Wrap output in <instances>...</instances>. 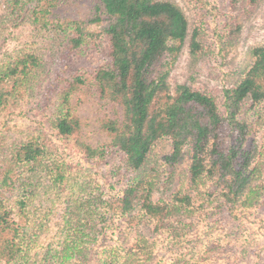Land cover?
Wrapping results in <instances>:
<instances>
[{
  "label": "trees",
  "instance_id": "obj_1",
  "mask_svg": "<svg viewBox=\"0 0 264 264\" xmlns=\"http://www.w3.org/2000/svg\"><path fill=\"white\" fill-rule=\"evenodd\" d=\"M54 1L0 0V36L11 26L30 23L34 33L43 32L49 43L46 54L55 56L58 48L78 50L94 33L83 20L50 18ZM105 21L102 33L109 38V59L91 71L58 76L59 105L50 125L81 152L89 170L95 171L104 159L107 164L108 155L116 150L119 162L113 174L118 179L106 192L91 172L74 175L66 161L54 158L37 138L0 143V264L32 263V238L35 228L46 224V213L29 205L41 193L58 196L62 189L66 195L59 196L63 209L56 221L61 248L43 255L50 263L84 264L92 249L101 264H128L141 253L152 255L155 242L141 232L128 244L113 242L111 237L109 242L102 241L108 227L131 230L146 221L155 223L157 231L175 233L178 229L187 235L192 220L186 221L204 203L196 207L194 196L181 189L170 199L154 200L152 174H157L159 165L166 171V165L181 160L188 145L193 148L191 186L204 198L216 192L221 199L218 206L235 220L240 218V207L264 203L259 186L251 183L256 169H250L251 151L244 147L251 130L240 117L247 101L253 105L264 102V44L252 49V64L239 81L224 87L222 113L210 92L179 84L172 93L171 71L162 68L164 57L177 59L189 34V20L181 5L172 0H98L90 22ZM198 37L196 29L193 53L200 47ZM6 54L0 58V113L12 102L18 104L20 98L34 95L48 74L45 53L20 49ZM81 89L108 106L101 129L111 135L109 140L93 144L86 137L72 108L73 97ZM224 126L236 140L227 149L221 140ZM160 140L169 141L171 151L159 160L153 148ZM97 172L104 173L102 168ZM163 172L157 185L163 182ZM172 217L178 223L166 228Z\"/></svg>",
  "mask_w": 264,
  "mask_h": 264
},
{
  "label": "rangeland",
  "instance_id": "obj_2",
  "mask_svg": "<svg viewBox=\"0 0 264 264\" xmlns=\"http://www.w3.org/2000/svg\"><path fill=\"white\" fill-rule=\"evenodd\" d=\"M172 1L181 5L186 12L189 34L177 59L166 56L161 60L164 64L162 68L171 71L168 78L171 91L174 93L179 84H189L193 89L210 92L215 96L223 113L224 87L239 81L252 64V49L264 44V0ZM54 3L50 18L83 20L87 23V30L93 32L94 36L76 51L58 48L55 56L51 55V52L46 54L50 50L49 43L43 37V32L34 33L30 23L18 27L11 26L9 32L0 36V58L6 57V53L26 49L37 54L45 53L48 64L47 77L38 91L34 95L20 98L18 104L12 102L0 113V143L9 145L13 138H37L46 145L54 158L66 161L74 175L79 177L91 172L92 178L96 182L100 181L102 190L110 192V185L118 179L115 177L119 176L113 174L119 162L118 152L113 150V153L108 155L107 164L105 159L100 161L95 166V171L91 169L92 172L74 144L60 136L50 125L59 105L57 93L60 85L56 83L58 76H70L80 70L91 71L109 59V38L102 33V27L107 21L100 24L90 22L96 16L98 0H55ZM196 29L199 31L200 47L193 53L192 35ZM72 108L74 115L79 117L83 124L86 137L93 144L111 138L105 128L101 129L102 120L107 117L108 106H102L94 95L81 89L73 97ZM240 117L249 124L251 130L244 147L251 151L250 169H256L251 183L255 187L259 186L257 190L260 193V201L263 202L264 102L253 105L251 101H247ZM221 140L226 149L235 143L229 127L224 126L222 129ZM170 151V142L160 140L153 148V155L160 160ZM192 156L193 148L188 145L181 160L170 166L166 165V171L163 165H159L157 174H152L156 182L154 200L170 199L174 192L181 189L184 193L194 196L196 207L204 203L205 207L193 218L185 220L186 223L192 220L190 226H187V235L184 230L178 229L175 233L170 230L157 231L155 223L143 221L131 230L121 231L117 226L110 229L108 227V231L102 233V241L109 242L111 237L113 242L114 239H117V243L125 240L128 244L141 232L150 241L155 242L151 256L141 253V256L128 264H264V203L253 207H240V218L235 220L227 209L218 206L221 199L213 191L215 188L212 189V197L204 198L191 186ZM99 168H102L104 173L99 174ZM160 172H163V182L157 185ZM209 182L212 185L210 180ZM205 189L207 186L203 187V191ZM64 193L62 189L60 195ZM60 195L41 193L29 205L46 213V224L39 230L35 228L32 238L34 248L30 250L33 264H53L45 261L43 255L55 254V251L61 248V231L58 232L56 226L59 219L57 215L63 209L59 202ZM177 219H168L166 228L178 223ZM26 222L28 224V221ZM206 249L211 252L207 254ZM84 264H101L95 250L88 252Z\"/></svg>",
  "mask_w": 264,
  "mask_h": 264
}]
</instances>
